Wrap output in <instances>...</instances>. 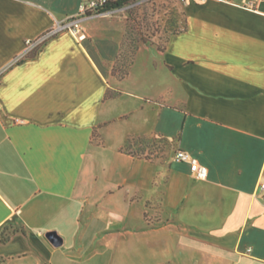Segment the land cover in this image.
I'll return each mask as SVG.
<instances>
[{
    "label": "crops",
    "instance_id": "crops-1",
    "mask_svg": "<svg viewBox=\"0 0 264 264\" xmlns=\"http://www.w3.org/2000/svg\"><path fill=\"white\" fill-rule=\"evenodd\" d=\"M83 1L0 0V264H264V0L185 1L124 79L99 16L15 62ZM154 135L208 176L124 150Z\"/></svg>",
    "mask_w": 264,
    "mask_h": 264
},
{
    "label": "rangeland",
    "instance_id": "rangeland-1",
    "mask_svg": "<svg viewBox=\"0 0 264 264\" xmlns=\"http://www.w3.org/2000/svg\"><path fill=\"white\" fill-rule=\"evenodd\" d=\"M184 2V0H132L112 9L104 16L95 18L115 22L122 27L125 34L129 26L133 32L132 36L138 37L139 33H142L145 38L150 39L147 45L156 47V44L165 45L172 31L185 26ZM142 44L145 43L140 45ZM142 138V141H137L133 147H126V150L136 151L142 148L144 154L175 157L177 148L166 137L154 135Z\"/></svg>",
    "mask_w": 264,
    "mask_h": 264
},
{
    "label": "built area",
    "instance_id": "built-area-1",
    "mask_svg": "<svg viewBox=\"0 0 264 264\" xmlns=\"http://www.w3.org/2000/svg\"><path fill=\"white\" fill-rule=\"evenodd\" d=\"M118 0H84L75 15L68 16L63 20H56L55 23L45 30L41 35L36 38H28L26 40V53L18 58L15 62H19L29 57L31 54L38 51L46 42L56 37L57 35L70 31L77 35L79 39H84L82 21L86 18L93 16H103L108 14L111 10L102 11L106 4ZM188 1V0H184ZM205 1V0H199ZM228 1V0H221ZM175 159L182 162H188L190 164L191 172L198 178H206L208 176V167L201 163L198 158L192 156L188 151L178 149L175 155ZM260 190L264 192V182L260 183Z\"/></svg>",
    "mask_w": 264,
    "mask_h": 264
},
{
    "label": "trees",
    "instance_id": "trees-1",
    "mask_svg": "<svg viewBox=\"0 0 264 264\" xmlns=\"http://www.w3.org/2000/svg\"><path fill=\"white\" fill-rule=\"evenodd\" d=\"M132 0H118V1H112L108 4L105 5L104 9L102 11H107V10H112L115 8H119L126 4L127 2H130ZM185 30V26L183 28L177 29L172 31L169 36L166 39L165 45L161 44H156L155 42H151V44H156L158 46V49L164 50L166 48V43L169 41V38L172 34L179 33L181 31ZM132 31L131 28L128 26L126 30V34L123 38V42L121 44L120 52L118 54L117 60L113 65V74L118 77L119 79H124L130 74V69L134 63L136 54L140 48L141 43L147 44V42H150V39L145 38L142 33H139L138 37L132 36ZM35 53L31 54L29 57L34 56ZM115 94L108 92V96H113ZM142 137H130L128 138L124 150L129 152L132 155L135 156H144V157H149L152 158L153 154H144L142 151V148L137 149L136 151L134 150H126V147L130 148L133 147L137 141H142Z\"/></svg>",
    "mask_w": 264,
    "mask_h": 264
},
{
    "label": "water",
    "instance_id": "water-1",
    "mask_svg": "<svg viewBox=\"0 0 264 264\" xmlns=\"http://www.w3.org/2000/svg\"><path fill=\"white\" fill-rule=\"evenodd\" d=\"M46 236L56 246L63 243V238L57 233V231H49Z\"/></svg>",
    "mask_w": 264,
    "mask_h": 264
}]
</instances>
